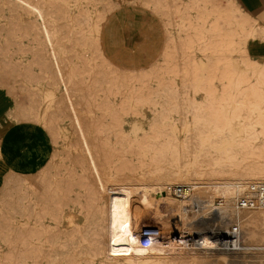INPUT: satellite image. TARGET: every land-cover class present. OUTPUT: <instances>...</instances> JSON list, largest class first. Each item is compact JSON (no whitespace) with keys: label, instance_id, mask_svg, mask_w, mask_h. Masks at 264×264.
Returning <instances> with one entry per match:
<instances>
[{"label":"rangeland","instance_id":"obj_1","mask_svg":"<svg viewBox=\"0 0 264 264\" xmlns=\"http://www.w3.org/2000/svg\"><path fill=\"white\" fill-rule=\"evenodd\" d=\"M72 1L75 10L64 0H0V19L7 22L0 26V94L10 102L0 119V185L11 171L9 189L0 197V264H93L85 237L92 211L111 216L127 207L124 187L100 205L102 190L112 189L103 181L100 191L93 184L96 196L90 197V180L105 164L116 175L114 184L127 183L142 202L139 209H150L144 180L163 208L169 184L177 196V185L193 189L200 182L224 202L234 199L238 184L264 177V143H256L264 139V78L255 73L264 77V56L248 48L252 40L264 42L256 35L264 31V13L253 16L239 0ZM50 12L63 21L56 27L55 56L70 70L56 81L53 105L39 123L29 113L37 116L43 103L44 75L37 64L41 31L52 39L51 23L41 22ZM136 15L148 22L134 21ZM91 17L96 25H89ZM201 92L204 99L197 97ZM235 121L244 124V141L251 143L242 156L229 144L220 149L219 131L210 129ZM174 128L184 131L188 143L182 148ZM211 160L218 167L202 173L201 165ZM139 170L145 178L133 180ZM151 176L170 178L161 189L162 179L157 183ZM219 217L203 241L208 257L201 264H259L252 260L264 253V233L253 239L252 231L262 217L240 219L229 211ZM100 220L94 221L95 246ZM140 225L159 228L162 240L171 241L169 227L152 214ZM233 226L240 229L238 240L218 244ZM128 234L135 238L138 230ZM105 238L111 264H140L142 255L116 250L117 243ZM247 243L260 248L248 250L243 262L237 248ZM219 254L224 257L217 259Z\"/></svg>","mask_w":264,"mask_h":264},{"label":"bare ground","instance_id":"obj_2","mask_svg":"<svg viewBox=\"0 0 264 264\" xmlns=\"http://www.w3.org/2000/svg\"><path fill=\"white\" fill-rule=\"evenodd\" d=\"M82 1L83 0H79V3H81ZM169 1L170 3L176 2L175 0ZM64 2L67 6L70 7L71 10H75L76 7L73 4L72 0H64ZM46 8L49 9V6H46ZM179 15L180 12H176L174 16L178 17ZM86 19H82L83 22ZM47 21H49V23H51L50 25H52L50 29V35L52 36V39L48 40L45 32L41 31L43 34L41 33L42 35H40L39 38V64H37L40 66L41 75H44V78L39 81L40 93L43 98V103L39 107L37 116L34 117L32 111H30L29 113V118H32V122L33 118H36L39 123L41 122V119L39 118H41L48 110V108L53 105V99L57 95V90L55 88L56 81L61 80L65 73H68V71L70 70V65H67L68 68H66L64 61L62 59H57V57L55 56L59 53V48L56 45L55 38V34L57 32L56 27L62 25L63 21H61V19L58 20V18H55L51 12L46 17V19H41V22L43 24H46ZM70 21L73 23L72 19H70ZM89 22V25L91 26L97 24L94 17L89 18ZM6 23V21L0 19V26H7ZM263 23L264 21H262V24ZM171 30L174 31V29ZM177 31L178 28H176V32ZM256 35L264 36V31L262 32V30L259 29ZM199 62L201 65L205 63L204 61ZM236 65L239 66L237 63ZM237 68L241 70V67ZM255 73L257 74V76H260V78H264L261 74V71L259 72L258 70H255ZM197 97L204 99L206 95L205 93L201 92ZM33 125L36 124L34 123ZM210 129L211 131H219V138L222 139L221 144L218 146L220 149H227L229 144L233 146L234 151H239L241 156L243 155V151H250L248 145L251 143L244 141V138L246 137L248 131L245 129L244 124H242L241 122L235 121L230 127L226 125L222 128L210 127ZM174 130L176 131L182 148L184 144L188 143L185 139H183L184 131L183 129L180 130V128H174ZM193 137L198 138V134L194 133ZM239 139L241 141H239ZM237 142H243V145L237 146ZM256 143H264V139L260 138ZM227 154L229 153L227 152ZM216 167H218L217 161L211 160L210 166L206 164L201 165V172L203 173L206 169H215ZM262 171V173L264 174V169ZM134 175L135 178H133V180L136 179L137 181H139L145 178L141 170H139L137 174ZM127 176H129L130 181H132V177L130 175ZM10 177L11 171H8L3 176L0 185V197L6 195L10 186ZM169 178L170 176H151V179L157 183L159 179H162V182L160 183L161 189H163L164 187L163 184L169 181ZM116 180V175L111 173V169L108 164L104 165L97 179L94 178L90 180L92 184L89 188V190H91V198L96 196L95 185H93L94 183L97 184L99 191L102 188L99 183L102 181L105 182L107 186H110V188H112L111 192L102 190L103 193L100 195V197H102V201L100 202V205L102 207L103 205L105 206V201L108 200L109 194L111 195L112 192H117L118 190L121 191L122 187L125 188L124 193L126 194L125 196L127 204L125 210H123L119 206L118 208H116V211L111 214V216H108L101 209L97 214L92 211L90 215L91 218L89 220V227L87 228L85 237L87 243V261L93 264H111V252L107 248V239L105 238L107 236H109L108 240L110 239L111 241L117 243L116 245L113 244L114 249L119 250L121 248L122 250H124V248H129L131 251L129 255H133V253L142 255L140 264H167V262H162L161 258L169 259L171 260V263L174 264H201V260L208 257L206 252L207 250L203 246L205 236H210L212 234V226L214 225L215 219L220 218V214L226 211H229L231 214H233L234 217L240 219L248 218L251 220L253 219V216L260 215L262 217V220L260 221L261 224L256 230L252 231L254 235L252 238L254 239L257 235H261L262 232L264 233V199L260 197V189L262 186H264V177L260 180L255 179L254 183L250 186H241L238 184L233 190L234 199H232V201L228 200L224 202L217 201L215 197L209 195L208 189L205 186H202L200 182H198L193 189L190 187L191 190H187L185 195L182 197L172 195L173 187L168 183L169 185H167V188L165 190L167 203L163 208H160V198H155V196H152L154 190L152 189V187L145 185V183H143L145 181L144 180L142 184L144 186L145 193L147 194L145 198L149 200L150 209H139L138 205L142 204V202L137 199L136 195L132 194L131 190H129L130 188L126 187L127 183L123 185L114 184ZM243 200L250 201V204L247 206H241L240 202ZM59 213L62 217H64L65 222H67L65 215L66 213L60 211ZM149 214H152V216L156 218V220L169 227V232L171 233V241L164 242L162 240L161 234L159 235V237L154 238L155 240H153L150 245H143L140 238L139 229L142 228L140 224L143 217ZM98 217L101 218L97 229V231L100 233V237L98 238L100 243L98 246H95V238L93 233L94 229L96 228V224L94 226V221L97 220ZM201 220H203V225L200 227L196 226L195 222ZM25 221L30 222L28 218H25ZM131 228L138 230V235H136L135 238L130 237V235L128 234ZM128 236L131 238L130 241L125 240V237ZM222 238L220 237L219 240ZM256 240H258V238H256ZM228 248L233 249L231 246ZM259 248L260 245L258 244L256 246L248 243L242 244L239 248H237V254L240 255V258L243 259V262H246L244 260H248L246 256L247 252H249L248 250ZM156 251H159L160 254H155ZM262 255H264V253L256 255L257 259L254 256L249 258H255V260H252L253 262L255 261L261 263L262 259L260 258V256ZM216 257L218 259L224 256L222 254H219Z\"/></svg>","mask_w":264,"mask_h":264},{"label":"crops","instance_id":"obj_3","mask_svg":"<svg viewBox=\"0 0 264 264\" xmlns=\"http://www.w3.org/2000/svg\"><path fill=\"white\" fill-rule=\"evenodd\" d=\"M239 1L241 2L242 6L253 16L260 17V14L264 13V0H239ZM138 15H142V14H138ZM138 15L133 16L134 21L140 22L142 23V25L148 22L146 20L138 19L137 18ZM248 48L252 54L264 56V42L260 40H252L249 42ZM9 107H10L9 100L5 96L0 94V119L5 114L6 109Z\"/></svg>","mask_w":264,"mask_h":264},{"label":"built area","instance_id":"obj_4","mask_svg":"<svg viewBox=\"0 0 264 264\" xmlns=\"http://www.w3.org/2000/svg\"><path fill=\"white\" fill-rule=\"evenodd\" d=\"M187 190L190 191L191 188L185 185H177L176 187H174V193L179 197L184 196ZM260 197L264 199V186H262L260 189ZM249 204L250 201L247 200H243L240 202L241 206H247ZM239 234H240L239 227L233 226L230 232H228V236H227L228 238L218 240V244L219 241L224 242V240L234 243L236 240H238ZM159 235H161V232L160 229L157 227H143L140 229V238L142 240L143 245H150L152 241L155 240L154 238L159 237Z\"/></svg>","mask_w":264,"mask_h":264}]
</instances>
